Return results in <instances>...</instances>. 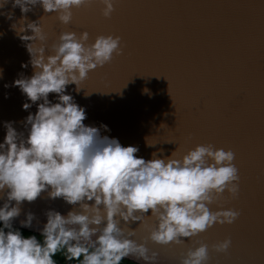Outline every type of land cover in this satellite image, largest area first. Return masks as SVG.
<instances>
[{
    "label": "water",
    "instance_id": "95a60500",
    "mask_svg": "<svg viewBox=\"0 0 264 264\" xmlns=\"http://www.w3.org/2000/svg\"><path fill=\"white\" fill-rule=\"evenodd\" d=\"M11 4L9 0L0 8L14 13L12 20L0 15V143L5 122H14L15 130L27 138L26 117L35 115L42 102L24 110L23 104L31 102L13 86L17 79L31 78L34 70L25 42L11 28L13 23L19 28L22 18ZM114 7L106 19L104 5L94 0L73 8L71 23L63 25L56 13H45L37 5L23 25L37 22L42 27L46 49L63 32H87L89 45L101 35L121 38L122 55L89 72L79 93L74 84L66 88L65 94L85 109V126L96 127L101 137L117 139L123 147H138L137 158L146 161L153 153L164 159L176 150L179 159L198 145L231 149L240 177L235 198L225 192L209 205L212 212L239 211L231 225L217 224L190 240L182 238L181 245L167 246L147 240L156 226L151 210L143 222L121 221L120 227L135 231L131 239L158 253L156 264H179L200 243L209 246L208 264H264V0H116ZM49 100L58 102L55 94ZM7 191L0 192V207L7 202ZM50 191L34 202H22L12 227L40 234L48 211L65 217L79 211L62 198L51 199ZM29 213L35 217L32 227L23 228L20 222ZM225 239L231 240L228 251L215 252L212 246Z\"/></svg>",
    "mask_w": 264,
    "mask_h": 264
},
{
    "label": "clouds",
    "instance_id": "9594fccd",
    "mask_svg": "<svg viewBox=\"0 0 264 264\" xmlns=\"http://www.w3.org/2000/svg\"><path fill=\"white\" fill-rule=\"evenodd\" d=\"M93 2L12 0V9L18 7L22 18L19 28L15 23L11 28L25 42L34 70L31 78L17 79L13 86L31 102L23 104L24 110L42 102L35 115L26 117L27 138L15 130L14 122L4 124L7 131L0 143V192L8 191L7 202L0 207V264H56L53 257L62 250H66L69 261L81 264H121L126 258L156 264L158 253H150L144 242L131 239L135 231L126 232L120 227L121 221L125 225L143 222L151 210L156 226L150 229L147 240L167 246L181 245L182 238L190 240L217 224L231 225L240 215L233 209L212 212L209 208L225 192L233 198L239 193V170L231 149L198 145L179 159L175 158L176 150L164 159L153 153L146 161L137 158L138 147H123L117 139L101 137L96 127L85 126V109L72 95L65 94L66 88L74 84L79 93V85L89 72L110 63L114 55H122L121 38L101 35L89 45L87 32L79 36L63 32L58 43L46 49L42 27L37 22L28 23L27 28L23 25L26 14L37 5L45 13H56L59 22L68 25L73 8ZM8 3L0 0V8ZM100 3L104 5L103 17L111 18L116 0ZM0 15L12 20L14 13ZM28 30L32 35H20ZM46 51L51 54L46 55ZM49 94H55L58 102H50ZM101 127L108 130L106 125ZM49 188L51 199L62 198L69 205H78L79 211H70L66 217L48 211L47 223L40 231L43 241L35 235L25 238L12 228L20 205L34 202ZM34 218L27 214L21 227L31 228ZM230 246L231 240L225 239L212 249L226 253ZM208 261L209 246L200 243L189 249L179 264Z\"/></svg>",
    "mask_w": 264,
    "mask_h": 264
},
{
    "label": "trees",
    "instance_id": "16d2710c",
    "mask_svg": "<svg viewBox=\"0 0 264 264\" xmlns=\"http://www.w3.org/2000/svg\"><path fill=\"white\" fill-rule=\"evenodd\" d=\"M0 227H2V223H0ZM12 228L13 230H19L22 233V235L25 236V238H27L28 236L35 235L37 236L38 239L41 240V242L43 241V238L40 236V234L31 232V231L22 230V229L15 228V227H12ZM67 255L68 254L66 250H62V251L57 252V254L53 257V259L56 261V264H81V261H77V260L69 261L67 259ZM121 264H136V263L125 259L124 261L121 262Z\"/></svg>",
    "mask_w": 264,
    "mask_h": 264
}]
</instances>
